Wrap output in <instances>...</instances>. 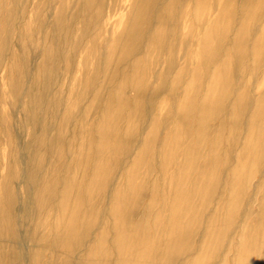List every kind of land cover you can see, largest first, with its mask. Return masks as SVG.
Instances as JSON below:
<instances>
[{"label":"rangeland","instance_id":"1","mask_svg":"<svg viewBox=\"0 0 264 264\" xmlns=\"http://www.w3.org/2000/svg\"><path fill=\"white\" fill-rule=\"evenodd\" d=\"M194 1L0 0V264H119L121 250L114 240L124 230L130 235L124 249L128 264H191L189 256L175 263L179 253H172V244H168L175 229L172 231L167 226L168 210L162 211L161 207L165 201L169 205L172 194L178 192L175 183L182 182L188 188L195 179L205 181L206 175L216 171V167L221 181L242 182L247 178L250 182L228 241L223 232L224 216L208 223V231L215 230L212 235L215 241L213 249L209 245L212 257L206 264H236L241 236L255 232L260 241L253 248L249 246L248 251L254 254L252 264H264V153L260 148L264 145V52L261 56L249 53L242 64L229 61V86L236 80L240 84L233 93L226 91L232 98L214 106L205 121L200 122L196 103L191 114H184L178 106L193 76L198 74L195 84L202 97L216 70L215 66L208 67L202 62L199 46L205 39L207 44L217 41L220 44L224 40L219 46L223 51L233 46L248 0H234V9L236 4L237 8L233 26L222 33L221 25L218 38H206L205 34L210 32V23L222 16L225 1L206 0V12L198 17ZM171 2L177 4L174 10ZM262 18L261 13L256 23L250 25L253 41L264 23ZM162 25L167 36L156 38ZM189 28L194 29L191 36ZM253 41L248 42L250 47ZM57 43L61 45L60 58L55 66L51 60L46 65L44 52L55 54ZM173 47L175 54L170 53ZM134 49L138 50L136 58L122 61L120 57ZM224 58L225 53L221 52L218 64ZM135 59L139 62L133 72ZM41 69H45L42 78L38 76ZM96 95L101 98L97 109L89 107ZM239 97L245 105L236 119L239 111L234 107ZM121 99L130 103L119 127L122 133L133 107L140 110L143 107L145 111L144 117L136 115V127L128 129L130 132L138 129L134 148L142 142L144 135L140 131L145 126L147 130L152 126L159 130L152 139L158 147L164 141L173 147L178 134V145L173 149L175 164L165 163V174L161 175L160 164L156 162L153 174L147 178V189L137 195L128 194L124 180L119 184L120 180L114 179L112 183L119 184L120 192L113 197L111 191L94 195L84 204L78 200L77 207L81 206L83 214L78 224L74 217L73 238L69 241L68 232L60 233L63 229L59 198L44 197V189L58 183V190L62 180L67 182L77 176L79 148L90 138H95L96 145L99 123L113 119L112 113L104 117V112L117 111ZM227 103L233 104L232 119L225 108L221 115L215 112ZM30 104L38 108L40 122L30 120ZM46 107L51 113L47 114ZM112 125L113 122L111 128ZM198 141L196 161L184 164L182 154ZM244 144L256 151L242 155L240 147ZM230 145L236 146L230 150ZM45 151L47 154L43 157ZM225 152L230 154V164L223 163ZM128 166L129 163L122 170ZM145 167L142 174L147 170ZM89 180L88 175L84 186ZM154 184L160 191L164 190L165 198L162 192L152 191ZM112 200L121 209L129 206L130 211L124 217L119 211L115 213ZM152 203L157 207L152 209ZM216 206L214 203L213 208L204 209L203 214L195 211L189 243L198 225L201 227L198 237L203 239L204 225ZM7 213L14 217L16 234L8 230ZM186 223L188 219L184 218L183 224ZM207 238L211 240L210 232Z\"/></svg>","mask_w":264,"mask_h":264},{"label":"bare ground","instance_id":"2","mask_svg":"<svg viewBox=\"0 0 264 264\" xmlns=\"http://www.w3.org/2000/svg\"><path fill=\"white\" fill-rule=\"evenodd\" d=\"M224 1H225V4L223 7V10L222 12H220L222 16H220V19L218 21H215L214 23H210V27H209L210 32L205 34L206 38L207 37L213 38L217 36L218 33H220L219 28L221 27V25L223 27V28L221 27L222 33H224L223 31H225L226 33V31H229V29L231 30L233 26L232 23H233V19L235 15L234 10H236L237 4L235 5V9H234V4H235L234 0L232 2L229 0H224ZM194 2L196 4V9H195L196 17H198L199 15H204V12H206V9L208 7L207 1L206 0H195ZM176 5L177 4L175 2L173 3L171 2L170 3L171 9L174 10ZM242 10L243 8H241V11ZM243 11L245 13L243 12L241 14V24L238 30L236 29L237 32L235 34V38L233 39L234 40L233 46H230L229 48L224 49L223 51L222 49H220V47L222 46V43L224 42V40L222 43L220 42V44H218V41L217 43L207 44L205 43L206 39L204 40V43H202L199 46L198 53H199V57L201 58L202 62L206 64L208 67L211 66L214 68L215 66V69L217 71L215 70L216 72L215 71L212 72L213 75L210 77V81L206 85V88L204 89V94L202 95V97L200 96V93L198 92L197 86L195 84V82L199 80V78L197 77L198 74L194 75L191 81L188 83V91L185 92V95L181 98L178 108L184 114H191L195 108L194 104L195 103L198 104L200 122L205 121L206 118L211 113H213V109L215 108L214 106L216 105L219 106L220 103L223 104V101H227L229 98L231 99L232 98V95H230L231 92L233 93L234 90H237L238 88L237 85L240 84L239 83L240 80L237 82V80L235 79L236 82L233 84V86L232 87L229 86V77L231 76L229 64H231V62L242 64L249 53L254 56L256 55L261 56L264 52V23L261 25L260 31L258 32L254 41L252 39V33H251L252 31L250 30V25H252L253 23H256V20H257L256 17L259 16L261 13L264 15V0H254V1L248 0L247 6L245 7ZM221 20H223V24L220 23ZM163 25L162 27L161 26L158 27V30L155 35L156 38H162V37L167 36V33H165L163 30L164 28ZM192 32H194V29L189 28L188 33H190V36L192 35ZM188 33H187V36H188ZM250 40L253 41L251 47L249 46V43H248ZM57 45L58 46L56 47V51H54L55 54H52V56H51L50 51L47 50L44 52V57H45L44 63L46 65L51 60L55 66L56 61L58 60V58H60L59 50H61L60 49L61 45L59 43H57ZM170 50H171L170 53L175 54L176 52L175 47L171 48ZM124 52L126 53V51ZM221 52L225 53V58L223 61L221 60L222 62L218 64V59L220 57ZM115 53L119 54V52L117 51ZM137 53H138L137 49L136 50L134 49L133 51H127L125 56L124 57L122 56L120 58H122V61H123L124 59H127L128 57L138 55ZM114 57H117V56H114ZM229 61L231 62L229 63ZM137 62H139L138 59H135L134 62H132L133 72H135L134 70L137 69V66H138ZM44 71L45 69H41V71L38 72V76L40 78L44 76ZM214 74L216 77H214ZM227 90L229 91L230 94L226 92ZM100 100L101 98L99 96L97 95L94 96L92 100L93 102L91 101V103L89 104V107H93V108L95 107L97 109V103L100 102ZM120 102H121L120 108L117 111L111 112L110 109L109 110L107 109L104 112V117H107L110 113H112L113 119L111 118L112 121H109V122L104 119V121L99 123L100 125L97 128L98 135L96 134V138L98 137V142L96 143V145H95V138H90L87 144L82 145L79 148L78 156H77V160H78L77 176L72 180H68L67 182L66 180H62L63 182H61V187H59L60 189L58 190H57L58 183L56 185H49L47 189H44V192H43L44 197H48L51 199L57 198V197L59 198V205L61 207V216H60L61 217V228L63 229V231H60V233L62 234L63 232L65 233L68 232L69 241H71V237L73 236L72 221L74 217L76 216L75 222L78 224L79 216L83 214L81 213V206L80 208L77 207V203H79L78 200L81 202L80 204H84L87 202V200H89L94 195L97 197V196L104 195L107 192L111 193V191L113 193L112 194V197H113L115 193L118 194L120 192V189L118 188V186L119 184H121L123 180L125 182V186H127L126 189L128 191V194L137 195L139 191L147 189V186H148L147 178H150L151 175L153 174L154 172L153 166L156 162H159L160 164L161 175L165 174V171H164L165 170L164 168L166 167V165H164L165 163L167 165L175 164L174 162L176 161V156H175V151H173V149L175 146L178 145L177 144L178 140L176 137L178 134L175 135V139L173 141V147L171 146V144H169L166 141L161 142V145L158 147L157 146L158 143H156V141L152 139L153 137H155V134L158 133V132L156 133V131H159V130H157L154 126H152L150 129L147 130L145 126L140 131L141 133L140 135H144V136L137 150L136 147L134 148L135 146L134 137H136L138 129L135 132L133 130H132L133 132L132 131L130 132L128 131V129H132L133 126H135L134 125L135 117L137 114H139L138 116L140 118L145 116L144 108L142 107L140 110V108L136 106L130 110L129 115L126 118L127 122L124 128L125 131L122 133V130H120L119 127L122 124V121L124 120V117H123L124 110L128 109V107L130 106V103L127 102L128 104H126L123 99H121ZM227 104L225 106L222 105L221 107L217 108L215 112L221 115L224 112V108H225V111L226 110L228 111L229 113L228 116H229L230 113H233L232 112L233 104L232 105L229 103ZM244 105L245 104H244L243 98L239 97L237 105L234 107V110L239 111L238 115L234 114L235 116H237L236 119L238 118V116L239 117L241 116ZM37 109L38 108H36V105H31L28 108L29 114H32V116L30 117V120L36 123L37 121L40 122V116H41V115L39 116V110ZM45 110L47 114L51 113V110L49 108ZM148 115L150 114L148 113ZM112 122L114 123V125H112V128H111L110 124ZM174 125L176 126V124ZM60 126L63 128L62 124ZM46 127L47 126H45V128ZM201 127L199 129H201ZM50 128H52V126L47 127V129H50ZM236 136H237V133H236ZM198 144L200 145V141H198L195 147H193L191 150L187 149L182 154L181 157L183 160L182 162L184 164L185 163L192 164L196 161V157H197L196 154H198V151H199ZM234 146L236 145H230V150H233ZM260 148H262V152L264 153V145H262V147ZM240 149H241L242 155L247 154V153H252V151H256L253 146L251 147L246 144L240 147ZM45 152L46 153H44L43 157L47 154V151ZM199 156L198 158H200ZM230 159H231L230 154L228 152H225L223 163L230 164L231 162ZM219 160L220 159L218 158V161ZM127 163H129L130 166L122 170ZM145 166L147 167V170L146 172H144V174H142L141 170L144 169L143 167ZM116 170L118 171L117 175H116ZM179 170L180 172L182 171L181 168H179ZM216 171H217V167H216ZM216 171H213L211 174L206 175L205 181L195 179L189 184L188 188L182 182H179V183L174 182L176 184V185L174 184V186H176V188L178 189V192L177 193L174 192L172 194L173 198L171 199V201H169L170 202L169 205L168 203L165 204L166 203L165 201L164 205L161 207L162 211L168 210L167 226L171 227L172 231H174L175 229V232L173 235L174 237H172V239H170V242L168 243V244H172V248H173L171 250L172 253H179V258L176 259L175 263L178 262L180 258H183L184 256L192 257L191 264H206L207 263L206 260L212 257L211 253H209L208 251L209 245L211 244L210 246L212 248L213 247L212 242L215 241V237L212 239L213 237L212 235L214 234L215 230L212 229L214 232L208 231L209 230L208 223H211V221H216V218L218 217L220 219L221 215L224 216L222 219V223H223L222 225H223L224 235H226L225 240L228 241L230 238L229 237L230 231L233 228L234 223L236 222L239 211L243 206L246 194L249 190L250 179L246 178V180L242 182H240L238 179H234L233 181L226 183L227 181L220 180V178L216 174ZM88 175H89L90 180L88 181L87 186H84L85 180ZM31 176L35 177L33 175ZM142 176L143 178H141ZM116 179L120 180L119 181L120 183L119 184L115 183V185H113L112 181L113 180L116 181ZM152 189H153L152 191H154V193L156 194L157 192L160 191L159 187H157L156 184L152 185ZM160 192H162V197L165 198L164 190L161 189ZM84 198H85V201H84ZM199 202H202V204L199 205ZM112 203L115 204L113 205L115 209V213L116 211H119L123 215V217L126 211L128 212L130 211L129 206L127 207V209L126 208L121 209V207L119 208L116 206L115 201L112 200ZM214 203L217 206H216V209L215 207L213 209L214 214L211 215L210 219H208V221L204 225L205 235L203 239L200 240L198 237L200 229H201L200 225H198L197 230H195L193 241L190 240V243H189V238L192 235L191 227L195 225L196 212L201 213L202 211H204V209L205 210L209 208L211 209L213 208ZM12 206L13 204H11V207ZM150 207L153 209L157 207V205L154 206V203H152ZM217 211H221L224 214L217 212ZM5 218H6V223H7L9 232L16 234L14 217L11 216L9 213H7L5 214ZM184 218L188 219V223H186V225L183 224ZM83 226L84 225H82L81 223V227H82L81 229L84 228ZM119 231L121 232V230ZM209 232H210L211 240L210 238L209 239L207 238V233ZM65 233H63V235ZM119 236L122 237V239H120ZM129 236H130L129 231L127 233V231L124 230L123 232H121V235L118 234V237H115V240H114L115 245L119 246L121 250L120 256H119L120 257L119 264L120 263L128 264L129 262V259L126 258L128 255L125 254V250H124L127 243L130 241ZM220 240L221 238L219 239V241ZM257 240L260 241L259 236L256 234V232L254 234L251 233V234H245L241 236V239L237 246V251H236V256H237L236 264H252L253 263L254 254L253 252L251 253L250 251H248L249 250L248 247L251 246L253 248V246L258 242ZM197 246L199 247V251H197ZM219 250L221 251V249ZM156 256L157 255L155 253V257ZM215 256L217 257V255ZM13 264H17V263H13ZM166 264H169V263L167 262Z\"/></svg>","mask_w":264,"mask_h":264}]
</instances>
